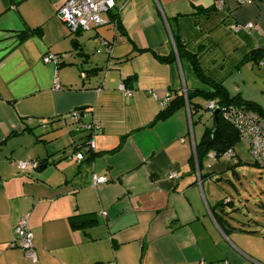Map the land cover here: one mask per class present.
Segmentation results:
<instances>
[{
  "label": "crops",
  "instance_id": "obj_1",
  "mask_svg": "<svg viewBox=\"0 0 264 264\" xmlns=\"http://www.w3.org/2000/svg\"><path fill=\"white\" fill-rule=\"evenodd\" d=\"M66 1L0 0V264H264V224L237 221L220 185L232 164L206 159L200 172L190 161L203 134L194 128L211 126L213 115L191 116L185 106L152 125L162 107L150 95L211 90L178 57L177 35L212 81L256 102L231 79L264 49V0H226L223 10L212 0H131L120 10L117 0L104 25L78 34L57 16ZM48 54L64 63H44ZM75 109L102 126L91 161L74 157L86 136L70 122ZM236 153L250 162L245 143ZM19 161L41 167L21 173ZM94 175L107 182L95 185ZM211 210L231 228L223 231ZM24 216L37 263L10 247Z\"/></svg>",
  "mask_w": 264,
  "mask_h": 264
},
{
  "label": "built area",
  "instance_id": "obj_2",
  "mask_svg": "<svg viewBox=\"0 0 264 264\" xmlns=\"http://www.w3.org/2000/svg\"><path fill=\"white\" fill-rule=\"evenodd\" d=\"M131 0H124L120 6L122 10L129 4ZM213 8L215 10H223L226 6V0H212ZM238 5H243L258 0H235ZM117 7V0H67L57 12L58 18L66 25L70 32L77 31H91L106 23L102 15L109 13ZM241 27H237L239 29ZM245 29H253V24L244 26ZM106 46L107 43L105 42ZM62 60V59H61ZM59 56L55 54H48L44 56V63H52L58 65V61H61ZM264 65V61L261 63ZM55 90H62V87L55 79ZM119 90L122 91L127 97L133 96V91L128 89L125 83H120ZM179 94H183L186 97V90L179 91ZM151 97L157 101L162 108L167 107L170 101L175 96V92L172 90L164 91H152ZM207 112L211 115L215 109H219L214 101H210L205 106ZM225 120L236 125L241 133V141L247 145L248 154L251 160L264 168V117L258 114L238 109L235 107L220 109ZM87 113L74 110L70 114V122L74 126L75 131L84 132L87 135L86 139H83L78 143L77 149L74 151V157L77 162H82L85 158V152H92L94 144L92 138L99 133L102 126L94 120L86 121ZM214 158V154L209 155ZM234 152L229 150L225 155L228 161L234 162ZM39 167L37 161H19L17 162V169L21 173L35 172ZM170 180L178 178L177 172L170 173ZM107 182L104 176H93V183L95 185L105 184ZM12 248H20L24 251L25 257L30 259L33 263L38 262V254L33 243V235L31 233L28 217H22L14 227V238L10 244Z\"/></svg>",
  "mask_w": 264,
  "mask_h": 264
},
{
  "label": "trees",
  "instance_id": "obj_3",
  "mask_svg": "<svg viewBox=\"0 0 264 264\" xmlns=\"http://www.w3.org/2000/svg\"><path fill=\"white\" fill-rule=\"evenodd\" d=\"M117 26L118 28H120V25L118 23H117ZM80 32L82 31H77L73 33L78 34ZM34 33H37V31L32 30L29 32H24L22 38L24 39ZM174 42H175L176 52H177L178 57L188 60V62L190 63L193 69V72L196 78L203 84L209 86L211 90L209 91H204V90L186 91V97L183 94H179L178 90L174 91L175 96L170 101V103L167 105V107L162 108L160 113L156 116L155 120L152 122V125L156 124L157 122L167 120L175 112H177L179 109L185 106H188L190 108L191 116H193L195 112H198L201 108L207 111L205 106L210 101H214L219 107V109L229 108V107H235L238 109L241 108L245 111H251V112L258 114L261 117H264V109L258 103L253 102V101H248L244 99L240 94L231 96L228 90L226 89V87L222 83L212 81L202 70V67L200 65V62L197 56L190 54L186 50L185 46L180 41L177 35H174ZM57 56H59L60 60L62 59L60 55H57ZM155 57L161 63H169L173 61L172 57H160L157 55H155ZM245 60L252 63L253 66L254 65L264 66V65H261V63L264 61V49L252 51L246 56ZM63 63H64L63 60L58 61L57 66H60ZM196 100L204 102V105L203 106L201 105L202 106L201 107L199 104H196ZM75 110L81 111L84 113L87 111L86 109H75ZM214 121H215V118L213 115L212 125L208 127L206 126L204 128L200 141L195 144V153L190 159L192 165L194 167L197 166L200 172L204 167V161H206V159H212L209 156L210 154L215 155L214 159H220V158H224V155L229 150H232L235 155L234 163L231 169H235L236 167H239L242 165V162L238 160L237 153H236L237 145L240 143H243L241 141V133L238 127H236V125L230 123L229 121L225 120L222 115V111L219 113L218 123H217L216 128H215ZM86 138H87V135L81 138L80 142ZM96 155H97L96 153H93L91 151L85 152V158L83 161H91ZM253 165L260 166L257 163ZM40 167L41 166L39 165L38 169ZM200 178L201 179L203 178L202 175ZM211 212L216 222L222 228L223 231L227 230V227L231 228L227 220L224 218V215L219 213L218 210H211ZM232 229H234V227Z\"/></svg>",
  "mask_w": 264,
  "mask_h": 264
},
{
  "label": "rangeland",
  "instance_id": "obj_4",
  "mask_svg": "<svg viewBox=\"0 0 264 264\" xmlns=\"http://www.w3.org/2000/svg\"><path fill=\"white\" fill-rule=\"evenodd\" d=\"M235 79L239 81V88L244 90L247 96L254 98L264 109V66L250 64L249 69L242 68L241 73L236 74L231 81ZM204 128L203 123L196 124L194 132L198 137L201 136ZM249 160L250 162H243L241 166L236 167V173L228 171L220 181V185L232 198L233 205L230 206L231 209H235L237 221L248 225L249 220H256L264 224V168L253 165L255 162L251 158ZM229 162L232 165L234 163Z\"/></svg>",
  "mask_w": 264,
  "mask_h": 264
},
{
  "label": "water",
  "instance_id": "obj_5",
  "mask_svg": "<svg viewBox=\"0 0 264 264\" xmlns=\"http://www.w3.org/2000/svg\"><path fill=\"white\" fill-rule=\"evenodd\" d=\"M219 113H220V109H215L214 110V112H213V115H214V118H215V121H214V123H215V128H216V126H217V123H218V116H219ZM215 130V129H214Z\"/></svg>",
  "mask_w": 264,
  "mask_h": 264
}]
</instances>
